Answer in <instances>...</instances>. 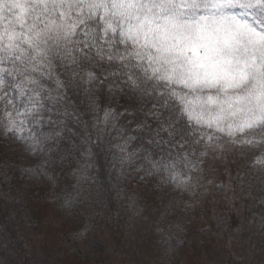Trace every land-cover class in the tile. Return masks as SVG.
<instances>
[{"label":"snow or ice","instance_id":"snow-or-ice-1","mask_svg":"<svg viewBox=\"0 0 264 264\" xmlns=\"http://www.w3.org/2000/svg\"><path fill=\"white\" fill-rule=\"evenodd\" d=\"M0 142L45 157L0 161V200L14 172L52 180L47 166L75 160L62 201L73 210L93 187L96 148L117 186L155 177L194 196L209 151L264 149V0H0ZM255 163L264 169V151ZM87 199L102 215L101 194Z\"/></svg>","mask_w":264,"mask_h":264},{"label":"rangeland","instance_id":"rangeland-1","mask_svg":"<svg viewBox=\"0 0 264 264\" xmlns=\"http://www.w3.org/2000/svg\"><path fill=\"white\" fill-rule=\"evenodd\" d=\"M257 156L256 149L229 143L209 151L207 181L213 183L206 181L199 197L149 181L148 207L131 219L118 244L92 227L71 234L84 208L68 215L55 209L47 199L58 183L54 174L49 173L50 185L46 176L19 177L36 223L24 230L30 233L25 264H264V169L255 163ZM229 182L238 197L232 204L224 199L232 195ZM220 183L226 187L218 189ZM220 208L228 209L232 224L219 220Z\"/></svg>","mask_w":264,"mask_h":264},{"label":"trees","instance_id":"trees-1","mask_svg":"<svg viewBox=\"0 0 264 264\" xmlns=\"http://www.w3.org/2000/svg\"><path fill=\"white\" fill-rule=\"evenodd\" d=\"M77 101L79 110L82 112L87 111L85 98L80 96L77 98ZM80 101H83V103H80ZM87 119L91 124L92 117L88 116ZM113 143H115V141H113ZM17 150H19V145H8L7 142H0V161L7 159L20 164L22 167H34L40 165L45 158L43 155L21 156L20 151ZM261 151H264V149H256L258 155L261 154ZM94 152L95 155L92 161L95 165L92 173V176L94 177L92 182L93 187L87 189L81 197V199L84 200V203L77 205L73 209L74 211L84 208V213L81 217L78 216L74 218L77 219V223L70 232L72 235L77 236L78 228H82L85 233H88L87 228L91 229L92 227V230H97L99 233L106 231V233L112 237L113 242L118 244L120 239L124 238L125 229L130 225L131 219L136 216L133 215V212H140L148 207L146 194L147 188L145 187L149 181L157 180V178L150 177L143 182L138 179H128L121 181L117 186V175L112 170L110 156L105 153L102 148H96ZM207 163V158H205L202 165L203 171L199 173L203 177L201 186L196 191V194L191 197H199L201 194V189L209 175ZM75 167V160H65L63 164L57 160L55 164H50L46 169L48 173L54 174V177H56L54 179L58 181L57 185H54V187L51 186L50 194L52 195L47 199L50 200V203L54 205L58 212H65L64 214L66 215L72 210H66L62 206V201L74 194L72 187L74 184V178L71 175V169ZM117 167H119L118 164ZM132 174L135 175L134 172ZM19 177V171L13 173L10 197L6 201L0 200V260L7 262V264L26 263L27 258L23 256L22 252L24 251L23 245L25 237L30 233L24 230L36 226L33 214L34 209L31 211V203L26 199L25 194L22 191ZM47 181H49L50 185V180H48V178ZM85 187L87 188V186ZM117 187L122 190L121 194L123 198H117ZM89 194L92 197L101 194L103 203L99 204L97 211L102 210V215H93L92 211L88 210L89 204L91 203V201L87 199ZM185 194L189 195L187 193ZM130 197H135L134 208L128 207L129 204L133 203V201L129 199ZM214 198L217 203L220 197L218 195L214 196ZM226 209H219V220L225 222L226 225H230V223L232 224V218L230 220V215L227 211L228 209ZM70 216L72 217L73 214ZM70 216H67V218H70ZM72 220L73 218L71 221ZM21 237H23V239H21Z\"/></svg>","mask_w":264,"mask_h":264}]
</instances>
